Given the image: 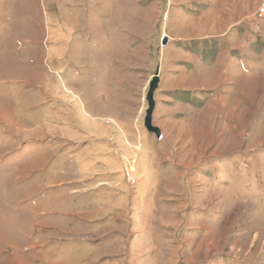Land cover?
<instances>
[{"label": "rangeland", "instance_id": "1", "mask_svg": "<svg viewBox=\"0 0 264 264\" xmlns=\"http://www.w3.org/2000/svg\"><path fill=\"white\" fill-rule=\"evenodd\" d=\"M0 264H264V0H0Z\"/></svg>", "mask_w": 264, "mask_h": 264}, {"label": "water", "instance_id": "2", "mask_svg": "<svg viewBox=\"0 0 264 264\" xmlns=\"http://www.w3.org/2000/svg\"><path fill=\"white\" fill-rule=\"evenodd\" d=\"M166 44H167V42H164V45H166ZM159 82H160V78H159L158 73H157L153 82L150 85V90H149V93L147 96L149 108L147 110L146 118H145V128L147 129V131L149 133L155 134L158 139H160L162 136L161 130L159 128L153 126V116H154V111L156 108L154 95H155V93L159 87Z\"/></svg>", "mask_w": 264, "mask_h": 264}, {"label": "built area", "instance_id": "3", "mask_svg": "<svg viewBox=\"0 0 264 264\" xmlns=\"http://www.w3.org/2000/svg\"><path fill=\"white\" fill-rule=\"evenodd\" d=\"M131 180V179H130ZM132 181V183H134V180H131Z\"/></svg>", "mask_w": 264, "mask_h": 264}]
</instances>
